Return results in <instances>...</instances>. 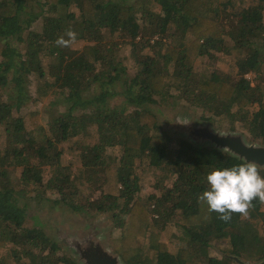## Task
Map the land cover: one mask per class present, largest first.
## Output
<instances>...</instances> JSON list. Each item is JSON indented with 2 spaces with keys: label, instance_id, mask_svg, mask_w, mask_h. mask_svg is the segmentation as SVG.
I'll return each mask as SVG.
<instances>
[{
  "label": "trees",
  "instance_id": "trees-1",
  "mask_svg": "<svg viewBox=\"0 0 264 264\" xmlns=\"http://www.w3.org/2000/svg\"><path fill=\"white\" fill-rule=\"evenodd\" d=\"M28 1L0 0V250L13 246L0 264H78L42 228L25 226L19 201L47 193L75 214L105 217L123 264L264 261L263 202L223 221L198 198L210 172L244 161L168 134L157 112L200 109V120L264 145V0H36L39 15ZM69 30L81 49L57 44ZM217 54L233 61V75L194 70ZM30 76L46 113L21 112L32 101ZM73 139L74 169L60 165V147ZM147 172L158 192L141 197Z\"/></svg>",
  "mask_w": 264,
  "mask_h": 264
},
{
  "label": "rangeland",
  "instance_id": "rangeland-1",
  "mask_svg": "<svg viewBox=\"0 0 264 264\" xmlns=\"http://www.w3.org/2000/svg\"><path fill=\"white\" fill-rule=\"evenodd\" d=\"M31 7L30 11H33L35 15H39V6L36 5V0H29L28 3ZM23 37H26V32L23 34ZM115 38H109L107 41H114ZM118 43L119 40L117 39ZM83 42H73L69 46L72 49H81L83 46ZM23 47V46H22ZM120 53L123 55H127L129 52L128 45H120ZM145 53H150L148 50ZM215 60H197L194 65V70L197 72L206 69L209 72H217L219 74H234V63L222 56L221 54H217L214 58ZM253 74L245 75V78L248 80L254 79ZM264 84V83H263ZM11 85V84H10ZM37 86V81L35 77H28L26 82V89L29 97L32 101H29L24 105L21 112H32V111H47V107L43 106L47 104V102L43 103H35L34 99L36 97L35 88ZM12 86L9 89V92L6 93L5 97L9 94H12ZM9 93V94H8ZM121 99H115L113 101V106L120 104ZM55 114H59L62 112L61 105H56ZM256 107H253V110ZM156 110V109H155ZM157 112H161L159 115V125L163 130L167 131L168 134L173 136H179L181 139L186 141H191L195 145H205L206 143H197V139L194 137H190L188 134L190 133V126H199V125H210L213 132H219L221 134L232 133L229 132L230 124H218L214 123L213 119L210 121H202L200 120V109L191 108L188 106H183L182 104H176L173 107L169 108H157ZM46 117V116H45ZM47 118V117H46ZM236 133H243L241 130L237 129ZM244 136L246 133H243ZM242 134V135H243ZM246 137V136H245ZM247 138V137H246ZM247 140V139H246ZM75 139L72 140L71 143H64L61 145L60 149L62 151V155L60 156V165L66 166L69 165L71 167L76 168L81 164V160L78 156V151L75 149L77 144L74 143ZM78 141V140H77ZM78 143V142H77ZM5 144V127L0 125V148L4 147ZM117 151V150H115ZM143 169V168H142ZM19 171V170H18ZM141 170L138 172L140 173ZM17 174H14V176ZM49 171L45 172L44 177H49ZM156 179L147 173H143L140 175V196H148L152 193L158 192L154 189L156 185ZM167 185L171 184V182H167ZM88 193V191L86 192ZM99 192H95L93 197H96ZM56 196L49 195V193L45 194L44 198H26L23 201H19V204L25 207L26 213V221L25 226L28 228L39 229L42 228L47 235L52 240L56 241L69 255H72L75 261L78 263V258L75 256V253L72 251L70 245L75 242V239H82L88 235H92L93 237L97 236L98 239H101L104 245L111 251L109 244L107 243V236L109 233L110 223H108L107 219L101 215H79L75 214L69 209H67L64 205L58 204L55 205ZM54 205V206H53ZM264 212V202L262 203L260 210ZM260 225V222H259ZM42 226V227H41ZM172 233V229L168 228L163 232L164 240L169 241L170 235ZM174 248H178V243L176 241H171ZM13 246L7 244L6 247L0 250V256L5 253L6 250L12 249ZM242 261V260H241ZM80 264V263H78ZM123 264V263H122ZM248 264H256V263H248Z\"/></svg>",
  "mask_w": 264,
  "mask_h": 264
},
{
  "label": "clouds",
  "instance_id": "clouds-1",
  "mask_svg": "<svg viewBox=\"0 0 264 264\" xmlns=\"http://www.w3.org/2000/svg\"><path fill=\"white\" fill-rule=\"evenodd\" d=\"M66 35L68 39L60 37L57 44L68 46L77 38L72 30L67 31ZM259 168L252 161L230 168H218L206 176L208 188L198 198L206 203L209 211L219 214L223 221L230 220L233 213L247 215L253 200L264 202V176Z\"/></svg>",
  "mask_w": 264,
  "mask_h": 264
},
{
  "label": "water",
  "instance_id": "water-1",
  "mask_svg": "<svg viewBox=\"0 0 264 264\" xmlns=\"http://www.w3.org/2000/svg\"><path fill=\"white\" fill-rule=\"evenodd\" d=\"M188 134L198 142L210 143L219 150H225L233 156L246 161L255 162L264 168V145L248 144L243 135L239 133L221 134L213 132L210 125L190 126ZM70 247L78 258L80 264H122L121 259L112 253L97 236L88 235L82 239H75ZM232 259L238 264H245L237 258ZM256 264H264L261 261Z\"/></svg>",
  "mask_w": 264,
  "mask_h": 264
}]
</instances>
